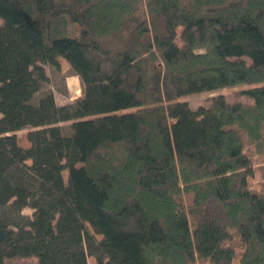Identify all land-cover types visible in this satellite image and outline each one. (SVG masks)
Wrapping results in <instances>:
<instances>
[{
  "label": "trees",
  "instance_id": "16d2710c",
  "mask_svg": "<svg viewBox=\"0 0 264 264\" xmlns=\"http://www.w3.org/2000/svg\"><path fill=\"white\" fill-rule=\"evenodd\" d=\"M0 18V264H264V0H0ZM61 59L82 95L36 98ZM238 84L249 101L180 99Z\"/></svg>",
  "mask_w": 264,
  "mask_h": 264
},
{
  "label": "rangeland",
  "instance_id": "374dc122",
  "mask_svg": "<svg viewBox=\"0 0 264 264\" xmlns=\"http://www.w3.org/2000/svg\"><path fill=\"white\" fill-rule=\"evenodd\" d=\"M3 23L0 18V25ZM75 32V31H73ZM61 67L57 68L50 64H44L48 76L49 82L44 85L42 90L36 95V98L40 97L45 92H53L55 99L58 104H65L73 102L76 98L82 95V83L78 75L74 73L70 64L65 60L61 59ZM250 87L248 84H238L231 87L220 88L212 91H203L198 93H192L182 96L180 99L188 101L192 108H197L200 105H208L214 96L223 94L229 101H249V98L242 94L240 91ZM70 121L61 122L60 125L68 127ZM30 128H23L16 132L18 142L24 147L30 146V142L27 138V133ZM262 159V157H260ZM259 165H264V159ZM65 178L68 177V170L64 171ZM26 214L32 215L33 209L30 207L24 208ZM89 264H95L96 259L93 256L88 258ZM8 263L13 264H38V256H17L7 260Z\"/></svg>",
  "mask_w": 264,
  "mask_h": 264
}]
</instances>
